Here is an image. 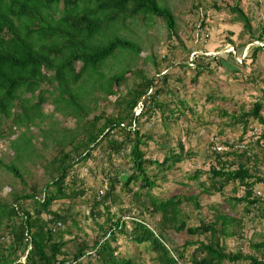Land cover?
<instances>
[{"label": "trees", "instance_id": "1", "mask_svg": "<svg viewBox=\"0 0 264 264\" xmlns=\"http://www.w3.org/2000/svg\"><path fill=\"white\" fill-rule=\"evenodd\" d=\"M193 1L190 15L203 7L202 0ZM240 2L224 5L233 15L234 30L217 47H212L215 36L209 44L212 35L201 33L206 26L204 7L190 59L169 0H0V139L7 138L13 151L8 164L0 155V264H21L23 257V264H142L117 253L119 234L151 251L152 264H264V233L254 234L256 241L246 236L264 216V198L257 190L264 186V130L256 140L250 135L255 125L264 129L262 102L240 104L229 115L226 126L240 127V136L210 143L212 163L207 171L187 172L188 180L195 182L188 184L187 194L153 195L159 182L177 165L193 161L195 154L180 141L176 147L167 146L159 133L146 127L178 120L179 107L186 108L178 85L184 87L187 73L196 83L213 73L212 64H231L234 72L249 70L264 54V18L258 12L245 13ZM254 4L258 9L264 3ZM206 5L222 8L216 0ZM157 24L165 28L168 53L147 57L155 71L149 74L134 66L143 45L152 42L146 31ZM133 28H145L146 37L133 41L121 35L134 36ZM226 46L239 54L245 49L240 63L230 51L205 55ZM177 48L185 50L183 59L176 58ZM121 53L125 65L118 61ZM110 61L112 71L103 72ZM139 102L143 108L135 117ZM44 104L53 105L50 113L43 112ZM220 112L228 115L226 109ZM68 118L72 127L61 124ZM24 158L32 167L39 165L48 178L40 188L28 184L33 171L22 170ZM115 160H124L125 167ZM88 163L90 172L101 169L106 186L103 196L96 193L90 209L89 218L98 229L91 242L84 233L73 234L72 227L81 229L68 204L85 193L76 187L84 181L74 170ZM15 178L20 187L5 192ZM227 189L231 194L224 198ZM122 195L128 198L124 209ZM215 195L223 196L227 208L214 206L211 220L200 216L198 225H190L182 205L190 203L199 210L200 196ZM56 202L67 205L53 211ZM117 205L119 213H112ZM100 206L105 210L103 225L95 223ZM145 213L155 219L152 227ZM228 240L237 243L235 251L228 250Z\"/></svg>", "mask_w": 264, "mask_h": 264}, {"label": "rangeland", "instance_id": "2", "mask_svg": "<svg viewBox=\"0 0 264 264\" xmlns=\"http://www.w3.org/2000/svg\"><path fill=\"white\" fill-rule=\"evenodd\" d=\"M208 1L212 0H202L203 7L194 15H190L187 10L190 8V5L194 3L193 0H169V7L177 15V23L180 27L178 36L183 44L186 46V50L191 52L188 55V58H192L195 52L191 49L195 46L197 36L200 34V20L202 19V14L204 12V7H206V16H205V28L201 29V33L205 34V31L212 37L209 39L208 43L212 44L213 36L216 37V41L212 44V47L219 46L221 42H226L225 37L228 36V31L234 30L230 26V21L232 14L228 13L224 5L231 4L232 0H216L217 5H221V9L208 8L209 5H206ZM257 0H241L239 8L242 9L245 13H255L257 12L264 18V4L261 8H256L254 2ZM264 3V0H261ZM181 14H178L180 13ZM185 12V13H182ZM184 23H187V26H184ZM254 24V23H253ZM134 36H131L127 32H121L123 37H126L130 40H135L136 36L140 38H145V28H133ZM147 39L151 40V43H148L146 46L143 45V52L141 57L136 61L134 67L145 69L149 74H153L154 67L147 58L152 52L159 54L161 56L168 53L167 45L164 43V38L166 35L165 28L160 24L153 26L147 31ZM257 44V43H255ZM162 45V46H161ZM195 50V49H194ZM203 51V50H202ZM198 51V53H202ZM233 52L235 54V61L240 63L245 54V49H243L240 54L235 52L233 48L228 46L224 47V51L219 52H210L205 55L217 56L223 52ZM176 58L183 59L185 57V50L177 48L174 51ZM128 59V58H127ZM144 60V61H143ZM123 65L126 64V60L123 57V54H120V59H118ZM114 62V61H113ZM112 61L108 63L107 68H103V72H111ZM117 66V65H116ZM116 68V67H115ZM213 73L205 74L198 78L196 83L190 82L192 73L189 72L184 77V87L178 88L179 98L185 101V109L179 107L181 114L178 117V120L173 122H165L163 125L161 121H158L154 126L151 123H147V128H152L155 133H159V136L162 137V142H165L169 147H176L178 141H180L185 150L191 149L195 158L193 161H188L182 164L177 165L176 170L173 169L170 175L166 178V181L159 182V187L153 191V195L158 198H168L175 194H187L188 193V184L194 185L195 182L188 180L186 177L187 172H191L194 168L199 170L207 171L209 165L212 163L211 158H209L210 143H220L225 140H237L241 134L240 127L229 128L226 124L229 122V115H232L238 108L240 104L248 106L249 103L254 101H261L264 107V54L257 56L254 63H252L250 69L241 68L238 71L234 72L232 70L231 64H224L223 67H218L215 64H212ZM184 88V90H183ZM89 88H86L88 91ZM213 97V99L208 100V96ZM114 97H110V100H114ZM236 104V105H235ZM44 113H50L53 109V105L44 104L42 106ZM226 109L228 115L221 116L220 110ZM264 114V108L262 110ZM56 117H58L56 115ZM62 125L66 127H72L73 121L71 119L62 120ZM14 137V136H13ZM151 144V143H150ZM151 151L154 150V145L151 144ZM4 155V162L9 163L10 158L13 157V151L9 147L7 138L4 140L0 139V155ZM161 157L160 155L158 156ZM117 165L125 167L124 160H115ZM89 163L82 164L75 168L76 177L78 180H83V185L77 183V188L84 189V195L79 196L73 203L68 201V204L71 205L72 216L78 223L79 231L77 228L72 227L73 234L87 235L88 241H93L98 234V229L94 223L89 218L90 209L93 203L96 193L100 196L105 194L106 186L102 182L100 168H97L94 172L89 171ZM103 166V165H102ZM105 166V165H104ZM22 170H32L33 177L31 181H28V184L35 183L38 188H40L43 183L48 179L43 176L42 168L39 165L30 166L29 160L24 158L22 161ZM33 168V169H32ZM25 172V171H23ZM1 174H4V170L0 171ZM29 176L25 175L24 179H28ZM205 179V178H203ZM31 182V183H30ZM20 187L18 180L15 178L7 185L5 192L11 187ZM261 196H263V190L258 188ZM119 191V188H117ZM103 193V195H102ZM197 193V191H195ZM230 190L227 189L224 195L225 197L230 196ZM238 196L242 195V191L237 194ZM223 196L215 195L213 197L200 196L199 205L200 209L195 210L193 206L189 204L182 205L183 209L188 212L190 216V225H198L200 216L204 218L205 221L211 220V213L214 206H221L222 209L227 208L226 203H224ZM67 202H56L52 205L51 210H60L65 208ZM128 206V198H125L122 195L121 208H126ZM120 205L113 206L111 208L112 213L118 214V209ZM229 211H231L229 209ZM105 210L103 206L99 207V217L96 219L95 223L97 225H103L105 222ZM126 215V214H125ZM43 218H46L45 215H42ZM144 218L146 219L148 225L152 227V224H155V219H152L148 213H145ZM124 220H128L127 217ZM156 231V230H155ZM263 232L264 228H259L257 225L256 229L253 231L249 230L246 234L247 238L253 239V241L258 240V237L254 234ZM258 232V233H257ZM69 238L68 236L65 237ZM176 240L180 243L181 240L177 237ZM118 246L117 253L122 256L131 257L134 261L142 264H152L150 261V256H153V253L149 251L144 245H136L132 241L128 240L124 235L119 234L117 243L114 244ZM237 243L227 241V246L229 251H235ZM246 245L244 250H248Z\"/></svg>", "mask_w": 264, "mask_h": 264}, {"label": "built area", "instance_id": "3", "mask_svg": "<svg viewBox=\"0 0 264 264\" xmlns=\"http://www.w3.org/2000/svg\"><path fill=\"white\" fill-rule=\"evenodd\" d=\"M142 108H143V104H142V102H139L135 108V111H134L135 117L140 114V112L142 111ZM263 130L264 129L261 125H255L253 130L250 132V135L254 136V139L256 140L262 134ZM216 150L219 151L220 148H216ZM23 263H24V259L21 260V264H23Z\"/></svg>", "mask_w": 264, "mask_h": 264}, {"label": "crops", "instance_id": "4", "mask_svg": "<svg viewBox=\"0 0 264 264\" xmlns=\"http://www.w3.org/2000/svg\"><path fill=\"white\" fill-rule=\"evenodd\" d=\"M259 188L260 189H262L263 190V192H264V186L263 185H259ZM261 194V193H260ZM263 198H264V193H263V196H262ZM258 226H259V228H264V216H263V219H261L259 222H258ZM261 232V231H260ZM263 233H264V231H263Z\"/></svg>", "mask_w": 264, "mask_h": 264}, {"label": "clouds", "instance_id": "5", "mask_svg": "<svg viewBox=\"0 0 264 264\" xmlns=\"http://www.w3.org/2000/svg\"><path fill=\"white\" fill-rule=\"evenodd\" d=\"M22 259H24V261H25V258H24V257H23ZM22 259H21V260H22ZM21 260H20V261H18V262H20V263H21Z\"/></svg>", "mask_w": 264, "mask_h": 264}]
</instances>
